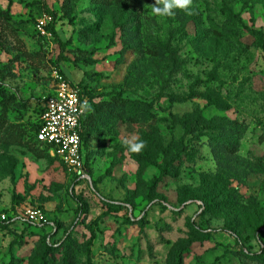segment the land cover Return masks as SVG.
<instances>
[{
	"label": "rangeland",
	"instance_id": "374dc122",
	"mask_svg": "<svg viewBox=\"0 0 264 264\" xmlns=\"http://www.w3.org/2000/svg\"><path fill=\"white\" fill-rule=\"evenodd\" d=\"M154 5L0 0V264H264V0ZM57 72L89 180L35 138Z\"/></svg>",
	"mask_w": 264,
	"mask_h": 264
},
{
	"label": "built area",
	"instance_id": "2783aa9c",
	"mask_svg": "<svg viewBox=\"0 0 264 264\" xmlns=\"http://www.w3.org/2000/svg\"><path fill=\"white\" fill-rule=\"evenodd\" d=\"M47 19L50 17L47 16ZM42 21L40 26L42 25ZM57 83L41 112L36 138L48 146L68 169L78 178L90 179L84 155L82 121L88 106V98L80 86L63 73L57 72ZM26 219L36 223L48 221L45 209L38 205L27 206L22 213ZM7 215L1 212L0 218Z\"/></svg>",
	"mask_w": 264,
	"mask_h": 264
},
{
	"label": "clouds",
	"instance_id": "9594fccd",
	"mask_svg": "<svg viewBox=\"0 0 264 264\" xmlns=\"http://www.w3.org/2000/svg\"><path fill=\"white\" fill-rule=\"evenodd\" d=\"M191 5L192 0H155L152 12L157 16H172L174 15L173 9L178 8L191 15V12L189 11ZM125 143L127 144L128 142L125 141ZM143 146V142L132 143L130 145V149L132 151L139 152Z\"/></svg>",
	"mask_w": 264,
	"mask_h": 264
},
{
	"label": "trees",
	"instance_id": "16d2710c",
	"mask_svg": "<svg viewBox=\"0 0 264 264\" xmlns=\"http://www.w3.org/2000/svg\"><path fill=\"white\" fill-rule=\"evenodd\" d=\"M49 11H50V9H48ZM52 28H53V30H54V32L57 34V32L55 31V29H54V24H52ZM62 43H64V42H62ZM44 107H45V105H44ZM44 107H43V109H44ZM43 109H42V111H43ZM84 117H85V115H84ZM83 117V121H82V126H83V124H84V120H85V118ZM39 122H40V120H39ZM38 126H39V123H38V125H37V127H36V129H35V138H36V131H37V129H38ZM212 128L213 127V124L212 123H210V122H207V121H203V118H202V116H198L197 118H196V121H195V124L193 125V129H196V128ZM82 136H83V138H84V133H83V131H82ZM36 140H37V138H36ZM38 141V140H37ZM38 142H40V141H38ZM41 143V142H40ZM199 204H200V206H204L205 205V203H204V201H200L199 202ZM2 219V218H1Z\"/></svg>",
	"mask_w": 264,
	"mask_h": 264
}]
</instances>
